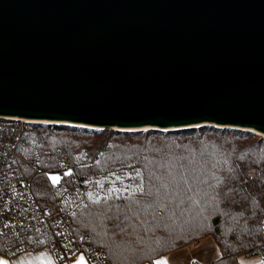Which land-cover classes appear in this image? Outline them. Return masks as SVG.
<instances>
[{"label": "water", "instance_id": "95a60500", "mask_svg": "<svg viewBox=\"0 0 264 264\" xmlns=\"http://www.w3.org/2000/svg\"><path fill=\"white\" fill-rule=\"evenodd\" d=\"M0 116L264 137V0H0Z\"/></svg>", "mask_w": 264, "mask_h": 264}, {"label": "trees", "instance_id": "16d2710c", "mask_svg": "<svg viewBox=\"0 0 264 264\" xmlns=\"http://www.w3.org/2000/svg\"><path fill=\"white\" fill-rule=\"evenodd\" d=\"M24 138L20 153L41 201H58L50 171L63 156L88 179L72 226L111 264L154 262L206 235L220 250L214 264H236L237 254L264 242L261 135L208 125L122 131L36 123ZM98 144L91 162L87 151ZM101 182L109 183L105 193ZM0 252L10 255L1 236Z\"/></svg>", "mask_w": 264, "mask_h": 264}, {"label": "built area", "instance_id": "2783aa9c", "mask_svg": "<svg viewBox=\"0 0 264 264\" xmlns=\"http://www.w3.org/2000/svg\"><path fill=\"white\" fill-rule=\"evenodd\" d=\"M35 123L38 121L0 116V236L8 253L44 248L50 251L54 264H63L78 253L84 254L90 264H111L104 249L81 240L74 232L72 219L86 205L88 179L77 173L69 157L63 156L60 167L50 171L51 176L58 175V201L46 203L38 198L26 171L28 160L20 153L24 136ZM100 148L98 144L87 151L91 162ZM108 185L101 182L98 188L105 193ZM243 253L264 256V242Z\"/></svg>", "mask_w": 264, "mask_h": 264}, {"label": "crops", "instance_id": "0c3cea01", "mask_svg": "<svg viewBox=\"0 0 264 264\" xmlns=\"http://www.w3.org/2000/svg\"><path fill=\"white\" fill-rule=\"evenodd\" d=\"M194 248L195 247L179 248L162 257L156 258L154 262H145L143 264H158V262H166V264H192L193 261H214L220 256V251L217 252V256L214 258L211 254H203L200 250L196 251ZM81 257H83L84 264H90L86 256L82 253L74 255L69 261L63 264H79ZM0 261H6L7 264H48V262L51 261V264H54V259L50 251L44 248L26 250L15 255H7L0 252ZM260 262L264 263V256L255 258L248 264Z\"/></svg>", "mask_w": 264, "mask_h": 264}, {"label": "rangeland", "instance_id": "374dc122", "mask_svg": "<svg viewBox=\"0 0 264 264\" xmlns=\"http://www.w3.org/2000/svg\"><path fill=\"white\" fill-rule=\"evenodd\" d=\"M38 123H40L41 125H47L48 124V123L44 124V123H41V122H38ZM52 177H57L58 178V175L56 173H52ZM200 241H199L200 243L199 242L190 243V244H188V245H186L184 247H195L194 250H196V251L200 250L201 253H203V254H211L215 258V256H217V252L220 251V250H219V247H218L215 239L213 238V236L212 235H206ZM259 257H260L259 255L248 256V255H246L244 253H240L237 256V260H238L237 263L239 262V264H245V263L248 264L252 260H254L255 258H259Z\"/></svg>", "mask_w": 264, "mask_h": 264}, {"label": "snow or ice", "instance_id": "6c2138e0", "mask_svg": "<svg viewBox=\"0 0 264 264\" xmlns=\"http://www.w3.org/2000/svg\"><path fill=\"white\" fill-rule=\"evenodd\" d=\"M137 174L139 175V173H137ZM52 179L55 182L58 178L52 177ZM117 179H119V177H117ZM140 190L142 191L143 189H140ZM0 264H7V262L6 261H0ZM48 264H51V261H49ZM79 264H84L83 257H81ZM158 264H166V262H158Z\"/></svg>", "mask_w": 264, "mask_h": 264}, {"label": "bare ground", "instance_id": "6f19581e", "mask_svg": "<svg viewBox=\"0 0 264 264\" xmlns=\"http://www.w3.org/2000/svg\"><path fill=\"white\" fill-rule=\"evenodd\" d=\"M27 120H33V121H41V123H44V124H50L49 122L50 121H47V120H36V119H28V118H26ZM60 123H62V122H60ZM80 126V125H79ZM98 130H101V129H99L98 128ZM119 130H122V131H124V129H119ZM143 130H148V128H144ZM167 131V130H166Z\"/></svg>", "mask_w": 264, "mask_h": 264}]
</instances>
